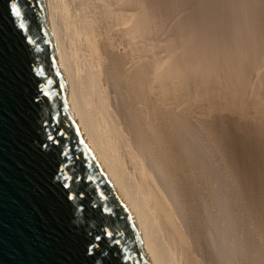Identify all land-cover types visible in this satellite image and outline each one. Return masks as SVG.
<instances>
[{"label":"bare ground","instance_id":"1","mask_svg":"<svg viewBox=\"0 0 264 264\" xmlns=\"http://www.w3.org/2000/svg\"><path fill=\"white\" fill-rule=\"evenodd\" d=\"M44 4L68 109L149 263L264 264V119H240L264 114V0Z\"/></svg>","mask_w":264,"mask_h":264},{"label":"water","instance_id":"2","mask_svg":"<svg viewBox=\"0 0 264 264\" xmlns=\"http://www.w3.org/2000/svg\"><path fill=\"white\" fill-rule=\"evenodd\" d=\"M11 3L21 9L19 20ZM46 15L44 0H0V264H84V229L101 227L115 243L96 264H150L68 109ZM58 167L72 177L67 189Z\"/></svg>","mask_w":264,"mask_h":264},{"label":"snow or ice","instance_id":"3","mask_svg":"<svg viewBox=\"0 0 264 264\" xmlns=\"http://www.w3.org/2000/svg\"><path fill=\"white\" fill-rule=\"evenodd\" d=\"M10 14L13 18L16 20H19L21 17V9L18 7L15 3L10 4ZM19 28H23L22 24L17 25ZM41 92H43V89H41ZM45 96H47L46 92H43ZM60 135H63V133H60ZM49 142L53 141V138L51 135L47 136L46 138ZM62 155L65 156L66 159L70 161V157H68L67 153H62ZM69 165H65L64 167H68ZM64 167H58V171L61 175L62 180L64 181L61 186L65 189L69 187V184L67 183L68 180L72 179V177L65 174ZM65 199L67 201H72L73 196L72 195H65ZM73 210L75 211V207H73ZM78 222V218L74 220V223ZM102 234L104 236H108L109 239H102ZM115 243V239L111 233H109L106 229L100 228V230L96 233L90 232L87 228L84 229L83 237H82V252L84 255V264H96V260L98 257L103 255L105 248H110L111 244ZM120 258L115 259L114 261H105V264H119Z\"/></svg>","mask_w":264,"mask_h":264},{"label":"rangeland","instance_id":"4","mask_svg":"<svg viewBox=\"0 0 264 264\" xmlns=\"http://www.w3.org/2000/svg\"><path fill=\"white\" fill-rule=\"evenodd\" d=\"M192 6H194V7L196 8L195 5H192ZM189 7H190V6L188 5V9H189ZM195 8L192 9V7H191V9L187 10V12H190L191 10H194ZM191 12H192V11H191ZM98 13H99V11H98ZM98 13H96V15H97ZM98 15H99L100 18H98ZM98 15H97V18H98V19H101V18H102V16H100L101 14H98ZM181 15L184 16V13H182ZM160 35H161V34H160ZM164 36H165V37H164ZM159 40H160V42L162 41L161 43H163L164 40H166V35L164 34V35L159 36ZM250 100H251V99H249V101H250ZM249 101H248V102H249ZM250 102H251V101H250ZM250 102H249V104H250ZM247 106H248V105L246 104V105H245L246 108L244 107V105H242V108L240 107L241 110H242V112H243V107H244V108L247 110V112L250 111L251 113H253V115H252V114L250 115V112H249V114L245 113L246 110L244 109V112H243L244 114H242V113L240 112V113L243 115V118L240 117V119L242 120V119H244V117H245V118H249V116H253V117H250L248 120H250V119L252 118V121L255 120V122H256L257 119L260 118L259 120L262 122L261 119H264V118H263V117H264V114L262 115V114L260 113V112H261L260 109L256 108V109H258V110L260 111V112H259V111L257 110V111L260 113V114H258L257 111H256L255 113H254V111H251L252 108H249V107H251V106H248V107H247ZM247 108H248V109H247ZM228 109H229V111H228ZM254 109H255V108H253L252 110H254ZM256 109H255V110H256ZM231 110H232V109H231ZM231 110H230V108H227V111H228V113H229L230 115H232V113H231L232 111H231ZM235 110H236V109H235ZM248 110H249V111H248ZM211 111H212V110H211ZM211 111H210V112H211ZM230 111H231V112H230ZM237 111H240V110L238 109V110H236V112H237ZM210 112H209V113H210ZM234 112H235V111H234ZM213 113L216 114V116H217V114H219L218 112L216 113L215 111H213ZM213 113H212V112L210 113L211 118H212V117H215ZM228 113L226 112V114H225V115H227V116H225V115H223V114H221V116L223 115V118H224V116H225V117H229ZM238 113H239V112H238ZM240 113H239V114H240ZM256 113H257L258 115H257ZM212 114H213V115H212ZM245 114H247V116H248V115H249V116L247 117ZM208 115H209V114H208ZM210 115H209V117H210ZM242 115H241V116H242ZM221 116H220V114L218 115V117H221ZM237 116H238V115H236V117H237ZM255 116H256L257 118H256ZM259 116H260V117H259ZM261 116H263V117L261 118ZM234 117H235V116H234ZM230 118H231V117H230ZM248 120L245 121V122H250V121H248ZM259 120H258V123H259ZM252 121H251V123H253V124H257V122L255 123L254 121H253V122H252Z\"/></svg>","mask_w":264,"mask_h":264}]
</instances>
